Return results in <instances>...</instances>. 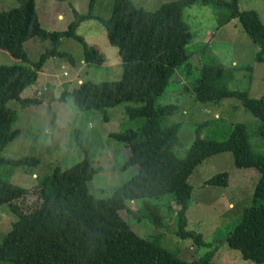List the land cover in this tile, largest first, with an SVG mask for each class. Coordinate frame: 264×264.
Wrapping results in <instances>:
<instances>
[{"label":"trees","instance_id":"trees-1","mask_svg":"<svg viewBox=\"0 0 264 264\" xmlns=\"http://www.w3.org/2000/svg\"><path fill=\"white\" fill-rule=\"evenodd\" d=\"M17 5L0 10V50L24 64L0 65V166L36 163V158L6 159L1 151L19 133L13 128L16 111L7 105L16 99L21 107L38 104L36 96L22 97L21 92L34 84L38 72L52 57H67L59 52L60 41L72 38L83 47L86 64L100 65L103 53L77 35L80 22L95 18L106 30L107 39L116 47L121 73L116 80L92 82L82 80L71 91L75 105L82 111L102 110L122 102L129 119L142 118L136 130L112 133L110 137L126 145L129 154L121 168L136 166L131 176L106 197H96L88 187L95 174L90 158L65 169L59 167L38 178V201L22 209L20 200L29 193L21 187L0 178V205L8 204L17 216L11 230L0 243V261L12 264H217L211 260L213 251L199 258L185 260L161 247L159 241L135 234L119 216L127 209L126 202L140 200L141 210L162 226L159 204L150 198L171 194L178 209L176 235L180 239L193 238L198 246L207 244L201 234L186 230L187 210L192 185L189 176L205 159L220 153H231L233 166L254 168L259 177L248 207L240 221L224 236L226 245L240 251L241 257L264 264V155L254 153L244 124H234L228 137L221 141L201 138L197 132L186 155L178 159L173 147L178 141L181 123L165 125L176 105L156 104L174 69L189 62L185 46L193 41L182 13L192 5L213 6L219 12L220 24L239 17L244 30L259 45L258 61H264V23L255 10H240L239 0H174L162 3L153 11L137 7L131 0H113L107 18L93 14L96 0H89L88 12H74V19L61 32L41 28L35 0H16ZM216 14V12H215ZM32 38L48 42V48L37 61H31L24 43ZM207 46L200 47L199 50ZM198 50V51H199ZM198 76L191 78V88L200 102H218L223 97H237L242 105L259 120L258 134L264 138V94L250 97L247 91L229 90L226 81L233 78L219 63L203 62ZM186 87V85H185ZM184 87V88H185ZM186 89V88H185ZM68 91H63L64 100ZM37 177V175H36ZM229 174L216 173L206 184L226 186Z\"/></svg>","mask_w":264,"mask_h":264},{"label":"rangeland","instance_id":"rangeland-1","mask_svg":"<svg viewBox=\"0 0 264 264\" xmlns=\"http://www.w3.org/2000/svg\"><path fill=\"white\" fill-rule=\"evenodd\" d=\"M131 1L137 7L153 11L162 3L174 0ZM88 2L35 0L41 28L49 32L67 30L75 11L80 14L88 12ZM16 5V0H0V10ZM112 5L113 0H96L93 14L107 18ZM239 7L240 10H255L264 23V0H239ZM208 8L204 11L205 17H197L194 9L184 8L183 20L196 40L185 46V50L190 53L189 62L174 69L165 91L155 101L156 104L176 105L175 112L164 123H181L173 154L178 159L184 158L197 132L201 138L221 141L228 137L234 124L241 123L246 126L252 151L264 155V138L258 134L259 120L242 105L241 99L230 96L218 102H200L191 88V78L199 75L205 61L219 63L230 71L233 78L229 79V76L225 83L229 90L247 91L253 98L264 94V61L256 59L259 45L244 30L239 17L220 24L217 15L224 14L225 10L219 9L217 14L213 6L208 5ZM210 32L205 42H197ZM76 33L87 44L96 45L103 53L104 61L100 65L82 64V45L75 39L63 38L59 52L67 57L48 59L51 64L47 66L52 68L53 80L46 81L47 88L42 94L38 95L37 91L33 94L42 101L27 107H21L16 99L7 102L16 111L12 127L19 129V133L5 145L1 156L11 160L25 157L37 159L36 163L4 162L0 166L1 179L29 188V193L20 200L23 210L27 205L33 207L38 201V178L49 174L53 168H68L85 155L96 170L88 182L89 191L96 197L109 196L136 169L134 165L121 168L129 149L110 137L112 133L136 130L143 124L142 118L129 119L124 113L123 106L131 103L122 102L104 111H82L75 105L71 94L80 79L92 82L118 79L121 67L117 49L109 43L103 24L95 18L80 22ZM205 44L207 46L199 50ZM48 46V42L32 38L24 43V50L31 61H37ZM15 64L24 63L0 50V65ZM41 84L42 81L37 79L20 96H30V90L34 92L37 88L41 89ZM63 91L69 93L64 100H60ZM223 171L229 174L227 186L205 183L206 179ZM258 177L259 172L254 168L234 167L229 152L205 159L191 172L188 180L193 189L188 204L186 230L194 235L201 234L207 243L205 245L198 246L193 238L177 237L176 217L172 210L178 207L171 194L150 198L159 204L162 226L156 225L141 210L140 200L126 202L127 209L119 211V216L139 237L159 241L162 248L176 253L181 259L199 258L210 250L213 251L211 260L217 264H260L242 258L239 250L228 247L224 241L226 232L240 221L244 208L250 204ZM16 219L8 204L0 205V243ZM0 264L12 263L0 261Z\"/></svg>","mask_w":264,"mask_h":264},{"label":"crops","instance_id":"crops-1","mask_svg":"<svg viewBox=\"0 0 264 264\" xmlns=\"http://www.w3.org/2000/svg\"><path fill=\"white\" fill-rule=\"evenodd\" d=\"M35 5H36V3H35ZM185 9L186 10H190V9H194L193 10V12H194V15H197V17H199V15H201V16H204L205 17V15H204V11H207V9H209L208 8V5H206V6H203V5H198V4H195V5H192V6H190V7H185ZM36 12H37V10H36ZM59 17H61V14H59L58 15ZM234 18H236V17H234ZM215 30H216V27L214 26L213 27ZM45 30V29H44ZM47 31V30H46ZM210 34H211V32L208 34L207 33V35L204 37V38H200L199 39V41H197V42H205V40L207 39V38H209V36H210ZM194 40H196V38L194 37L193 38V42H194ZM91 45V44H90ZM188 45V44H187ZM91 46H94L97 50H99L100 51V49L96 46V45H91ZM83 57V56H82ZM53 58V57H52ZM82 64H85V62H84V60H83V58L81 59V61H80ZM50 62L48 61V59H47V64L45 63V65L40 69V71L38 72V80H41L42 81V84H41V86H42V88L41 89H35L34 90V92H32V90H30L31 91V93H29V95L30 96H24V97H34V95L33 94H36V91L37 90H43V92H44V90H46V88H47V86H46V81H50V80H53V74H52V68H50V67H48L47 65L49 64ZM51 64V63H50ZM82 81V79H80V82ZM79 82V83H80ZM45 88V89H44ZM32 89V88H31ZM228 184H229V181H228ZM227 184V185H228ZM226 185V186H227Z\"/></svg>","mask_w":264,"mask_h":264},{"label":"built area","instance_id":"built-area-1","mask_svg":"<svg viewBox=\"0 0 264 264\" xmlns=\"http://www.w3.org/2000/svg\"><path fill=\"white\" fill-rule=\"evenodd\" d=\"M45 89V88H44ZM43 90H37V94L40 95L42 94Z\"/></svg>","mask_w":264,"mask_h":264}]
</instances>
